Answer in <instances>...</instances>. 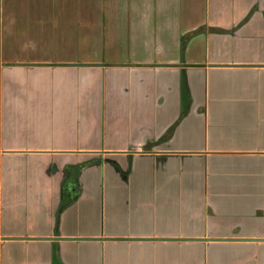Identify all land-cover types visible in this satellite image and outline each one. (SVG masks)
Returning a JSON list of instances; mask_svg holds the SVG:
<instances>
[{"label":"crops","instance_id":"1","mask_svg":"<svg viewBox=\"0 0 264 264\" xmlns=\"http://www.w3.org/2000/svg\"><path fill=\"white\" fill-rule=\"evenodd\" d=\"M0 264H264V0H0Z\"/></svg>","mask_w":264,"mask_h":264},{"label":"trees","instance_id":"2","mask_svg":"<svg viewBox=\"0 0 264 264\" xmlns=\"http://www.w3.org/2000/svg\"><path fill=\"white\" fill-rule=\"evenodd\" d=\"M200 31H201V29H198V30H196V31H194V32H191V33L186 34V35L183 37L182 42L184 43V41H185L189 36H192V35H194V34H196V33H199Z\"/></svg>","mask_w":264,"mask_h":264},{"label":"water","instance_id":"3","mask_svg":"<svg viewBox=\"0 0 264 264\" xmlns=\"http://www.w3.org/2000/svg\"><path fill=\"white\" fill-rule=\"evenodd\" d=\"M7 239H18V238H7ZM37 239H48V238H37ZM199 240H206V239H204V238H201V239H199Z\"/></svg>","mask_w":264,"mask_h":264}]
</instances>
